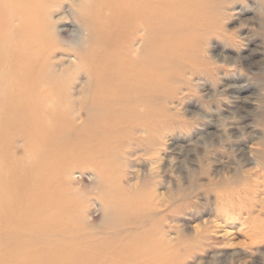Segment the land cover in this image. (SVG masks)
I'll return each mask as SVG.
<instances>
[{
	"label": "bare ground",
	"instance_id": "bare-ground-1",
	"mask_svg": "<svg viewBox=\"0 0 264 264\" xmlns=\"http://www.w3.org/2000/svg\"><path fill=\"white\" fill-rule=\"evenodd\" d=\"M217 4L0 0V264H184L162 233L160 244V229L145 228L146 209H152H144L147 185L132 182L126 168L139 150L154 144L164 123L161 102L168 98V81L175 97L188 84L184 73L215 78L218 66L201 48L211 35L225 36L217 25ZM258 35L264 42V31ZM66 45L75 51L66 52ZM82 56L84 68L78 71ZM73 69L79 83L66 85ZM242 87L229 85L236 92ZM176 129L181 131L182 122ZM260 145L255 161L264 168V140ZM77 173L93 177L94 192L108 197L100 205L105 214L120 210L104 231L93 232L80 218L84 188ZM231 176L220 183L241 177ZM184 196L178 192L171 201Z\"/></svg>",
	"mask_w": 264,
	"mask_h": 264
},
{
	"label": "rangeland",
	"instance_id": "rangeland-1",
	"mask_svg": "<svg viewBox=\"0 0 264 264\" xmlns=\"http://www.w3.org/2000/svg\"><path fill=\"white\" fill-rule=\"evenodd\" d=\"M216 1L220 15L217 25L222 32L225 30V36L211 35L201 48L202 56L218 66L215 78L184 73L188 84L182 83L175 97L172 80L168 81V98L161 102V107L166 108L161 117L164 123L154 136L150 150H139L135 161L127 166V177L132 182L147 185L144 189L150 200L145 199L144 209L146 206L152 209H146L145 228L160 229L156 231V238L159 241L165 235L173 245L171 250L175 249L173 253L178 262L219 264L227 260L232 264H264V168H259L256 162L264 140L260 117L264 106V42L258 35L264 31V0ZM77 2L65 0V5ZM61 29L64 38L70 40L68 25ZM64 47L70 54L75 51L71 46ZM251 51L256 52L251 55ZM245 55L247 59H243ZM84 58L82 56L83 66L80 65L78 71L84 68ZM74 73L76 75V69L67 71L66 85L74 81ZM82 76L81 73L80 80ZM231 83L243 87L232 91ZM88 87H82L81 99L87 95ZM83 100V104L89 103L86 98ZM179 121L182 122L180 132L176 129ZM238 148L242 152H238ZM233 174L241 176L239 182L220 183ZM74 178L84 188V198L80 197L84 200L79 198L84 205L81 220L89 223L93 232L109 228L113 217L117 216L114 214H119L120 210L105 214L100 205L108 197L94 192L93 177L77 173ZM178 192L184 193L183 200L178 197L171 201ZM226 208L230 209L226 211ZM156 240L154 245L161 244Z\"/></svg>",
	"mask_w": 264,
	"mask_h": 264
}]
</instances>
